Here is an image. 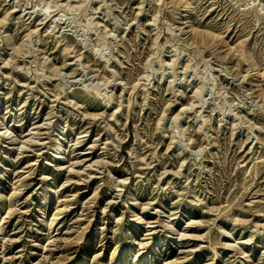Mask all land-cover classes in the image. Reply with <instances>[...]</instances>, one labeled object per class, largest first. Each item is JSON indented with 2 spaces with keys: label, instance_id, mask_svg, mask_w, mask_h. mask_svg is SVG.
Wrapping results in <instances>:
<instances>
[{
  "label": "rangeland",
  "instance_id": "374dc122",
  "mask_svg": "<svg viewBox=\"0 0 264 264\" xmlns=\"http://www.w3.org/2000/svg\"><path fill=\"white\" fill-rule=\"evenodd\" d=\"M1 127L0 264H264V0H0Z\"/></svg>",
  "mask_w": 264,
  "mask_h": 264
},
{
  "label": "bare ground",
  "instance_id": "6f19581e",
  "mask_svg": "<svg viewBox=\"0 0 264 264\" xmlns=\"http://www.w3.org/2000/svg\"><path fill=\"white\" fill-rule=\"evenodd\" d=\"M192 31V30H191ZM9 134V129L6 128V127H1L0 128V136L1 137H4L6 135ZM34 136H31L28 141H31L33 140ZM51 140L52 142H54V146H53V149L50 153V157L52 158V160L54 159H60L62 158V155H63V135L60 131H55L52 135H51Z\"/></svg>",
  "mask_w": 264,
  "mask_h": 264
}]
</instances>
